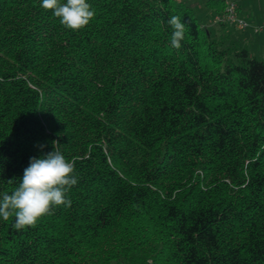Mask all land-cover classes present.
<instances>
[{"label":"trees","instance_id":"16d2710c","mask_svg":"<svg viewBox=\"0 0 264 264\" xmlns=\"http://www.w3.org/2000/svg\"><path fill=\"white\" fill-rule=\"evenodd\" d=\"M88 2L73 31L0 0V196L54 144L79 177L36 227L0 218V264H264V57L184 1Z\"/></svg>","mask_w":264,"mask_h":264},{"label":"clouds","instance_id":"9594fccd","mask_svg":"<svg viewBox=\"0 0 264 264\" xmlns=\"http://www.w3.org/2000/svg\"><path fill=\"white\" fill-rule=\"evenodd\" d=\"M40 7L52 10L60 23L73 31L88 26L95 16V9L88 0H41ZM168 23L174 30L171 45L179 49L186 25L176 15L171 16ZM78 180L75 162L66 159L54 144V151L41 158L31 157L18 186L0 196V218L8 221L14 217L12 227L16 230L36 227L41 218L53 215L58 207L71 206L68 193Z\"/></svg>","mask_w":264,"mask_h":264},{"label":"rangeland","instance_id":"374dc122","mask_svg":"<svg viewBox=\"0 0 264 264\" xmlns=\"http://www.w3.org/2000/svg\"><path fill=\"white\" fill-rule=\"evenodd\" d=\"M178 1H184L185 3H189L192 5L193 11L195 13V16L197 17L198 21L203 24L207 20H210L212 22L213 14L211 16V9L207 6V0H178ZM250 3L249 6L243 7L245 9L249 8L251 9L253 20L246 19L250 25H257L260 26L264 24V0H246ZM255 20V22H253ZM212 24V23H211ZM214 25V24H213ZM222 26V25H221ZM227 27L226 32L227 33H233V30L236 32L235 37H240L241 35L244 38L253 39L248 43L249 51L252 55L258 56V57H264V32L259 33H252L250 31V27H248L244 32H242L239 29H236L232 26H223ZM231 27V28H230ZM240 31V32H237ZM240 38V42H241ZM124 264V263H120Z\"/></svg>","mask_w":264,"mask_h":264},{"label":"built area","instance_id":"2783aa9c","mask_svg":"<svg viewBox=\"0 0 264 264\" xmlns=\"http://www.w3.org/2000/svg\"><path fill=\"white\" fill-rule=\"evenodd\" d=\"M224 7L222 11L213 15L212 24L232 26L241 31L246 30L251 25L249 22L239 13V2L241 0H223ZM254 33L264 32V24L252 26Z\"/></svg>","mask_w":264,"mask_h":264},{"label":"crops","instance_id":"0c3cea01","mask_svg":"<svg viewBox=\"0 0 264 264\" xmlns=\"http://www.w3.org/2000/svg\"><path fill=\"white\" fill-rule=\"evenodd\" d=\"M250 5V3L248 2V1H246V0H241L240 2H239V13L244 17V18H246V19H248V20H251V22H252V20H253V15H252V12H251V9H250V7L249 8H247V9H245L246 8V6H249ZM243 7H245V8H243ZM212 14H214V11L211 9V16H212ZM255 20L256 19H254V21L253 22H255ZM202 25H204V26H208L209 28H211V29H213V30H222V29H227V27H223V26H219V25H213V24H211V22H210V20H207L205 23H203ZM252 26L253 25H251L250 26V31L254 34V32L252 31ZM237 32H240V31H237ZM242 32H244V31H242ZM235 31L233 30V33H231V35H232V37H235V36H233V34L235 35ZM236 38H238V40H239V42H240V38H242L241 39V44H244V45H246L247 47H248V43L250 42V41H252L251 39H248V38H244L242 35L240 36V37H236Z\"/></svg>","mask_w":264,"mask_h":264}]
</instances>
